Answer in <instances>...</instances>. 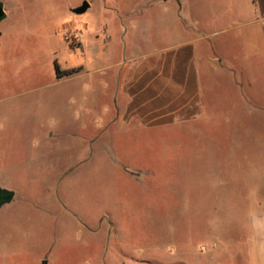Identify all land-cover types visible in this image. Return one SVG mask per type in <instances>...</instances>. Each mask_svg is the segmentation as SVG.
I'll use <instances>...</instances> for the list:
<instances>
[{"label": "rangeland", "instance_id": "374dc122", "mask_svg": "<svg viewBox=\"0 0 264 264\" xmlns=\"http://www.w3.org/2000/svg\"><path fill=\"white\" fill-rule=\"evenodd\" d=\"M151 1L39 5L0 38V184L28 194L2 216L0 264H227L243 246L228 247L237 234L222 236L206 211L207 166L191 154L237 138L220 115L221 89L209 86V118L190 127L143 131L118 119L132 46H168L198 24L195 0ZM206 2L200 27L241 21L236 0Z\"/></svg>", "mask_w": 264, "mask_h": 264}, {"label": "crops", "instance_id": "0c3cea01", "mask_svg": "<svg viewBox=\"0 0 264 264\" xmlns=\"http://www.w3.org/2000/svg\"><path fill=\"white\" fill-rule=\"evenodd\" d=\"M58 1L0 0L6 14L0 22V38L14 31L16 17ZM167 1L151 3L164 5ZM236 2L241 21L233 26L216 32L200 27L206 17L201 9L207 2L195 0L189 18L198 24L186 26L173 44L146 46L142 52L133 45L120 72L117 116L143 131L190 127L209 118V86L221 89L224 109L220 115L237 138L206 142L204 150L193 149L191 154L207 166L206 211L218 220L215 225L219 224L222 236L237 234L227 240V246L244 241L243 246L236 245L234 255L227 254V264H264V0ZM216 36L220 39L215 40ZM116 122L113 115L107 126ZM105 131H98V139ZM201 153L204 161H200ZM0 189L14 193L12 202L0 209V228L7 229L3 214L13 212L16 202L20 204L28 194L18 187L0 184Z\"/></svg>", "mask_w": 264, "mask_h": 264}, {"label": "water", "instance_id": "95a60500", "mask_svg": "<svg viewBox=\"0 0 264 264\" xmlns=\"http://www.w3.org/2000/svg\"><path fill=\"white\" fill-rule=\"evenodd\" d=\"M90 8V3L84 2L81 6L77 7L74 12L83 14ZM6 17L3 4L0 2V22ZM14 198V193L5 189H0V209L2 206L11 203ZM43 264H47L45 261Z\"/></svg>", "mask_w": 264, "mask_h": 264}, {"label": "trees", "instance_id": "16d2710c", "mask_svg": "<svg viewBox=\"0 0 264 264\" xmlns=\"http://www.w3.org/2000/svg\"><path fill=\"white\" fill-rule=\"evenodd\" d=\"M59 76H60V74H59Z\"/></svg>", "mask_w": 264, "mask_h": 264}]
</instances>
